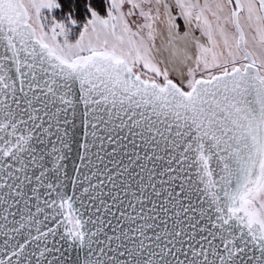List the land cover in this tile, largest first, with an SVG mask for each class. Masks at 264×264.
<instances>
[{
  "label": "snow or ice",
  "instance_id": "snow-or-ice-1",
  "mask_svg": "<svg viewBox=\"0 0 264 264\" xmlns=\"http://www.w3.org/2000/svg\"><path fill=\"white\" fill-rule=\"evenodd\" d=\"M0 264H264V0H0Z\"/></svg>",
  "mask_w": 264,
  "mask_h": 264
}]
</instances>
